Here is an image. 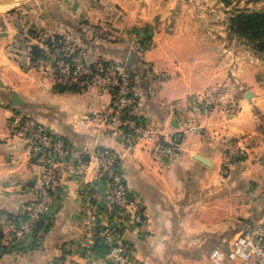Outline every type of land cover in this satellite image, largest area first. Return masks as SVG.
<instances>
[{
  "label": "crops",
  "instance_id": "obj_1",
  "mask_svg": "<svg viewBox=\"0 0 264 264\" xmlns=\"http://www.w3.org/2000/svg\"><path fill=\"white\" fill-rule=\"evenodd\" d=\"M222 8L228 10L220 0H29L15 13L0 10V210L22 213L36 196L38 168L11 131V116L21 110L79 149L120 153L128 187L146 216L143 226L127 234L136 264H211L214 248L228 249L242 231L260 225L264 56L230 31ZM22 32L26 42H18ZM54 38L95 64H126L132 44L149 41L142 54L134 51L130 64L137 115L162 139L181 135L175 155L156 157L143 144L127 149L115 136L96 131L86 119L111 100L98 72L88 89H61L54 75L30 62V46ZM12 92L24 106L11 104ZM198 103L209 113L198 111ZM193 117L202 131L183 133ZM234 145L246 155L224 181L220 168ZM59 197L54 217L44 218L49 227L0 264H111L108 249L85 237L79 181H64Z\"/></svg>",
  "mask_w": 264,
  "mask_h": 264
},
{
  "label": "built area",
  "instance_id": "obj_2",
  "mask_svg": "<svg viewBox=\"0 0 264 264\" xmlns=\"http://www.w3.org/2000/svg\"><path fill=\"white\" fill-rule=\"evenodd\" d=\"M50 44V47L48 43L42 46L46 55L34 66L54 75L60 86L90 88L94 80L92 63L74 50L57 47L55 39L50 40ZM149 44V41L139 39L132 48L140 55ZM95 67L111 100L108 106L86 120L99 133L115 136L127 149L143 144L156 157L167 159L174 156L181 147L182 137L178 134L162 139L137 115L140 102L131 69L116 61H102ZM200 109L209 113L206 105L199 104L198 111ZM183 127V133L193 134L200 133L203 128L195 117L186 121ZM11 131L27 145L38 175L36 196L22 213L0 210V261L6 255L3 254L5 251L24 247L27 240L38 232L37 224L43 218L54 217L59 208L63 182L77 179L83 200L81 217L86 239L92 246L106 247L111 264H136L135 250L127 234L143 226L146 216L143 205L128 187L120 153L104 147L79 149L63 135L50 131L21 110L11 116ZM245 155L246 151L239 145L227 148L220 168L224 181L233 165L242 161ZM107 214L112 216L104 221ZM209 260L211 264H264V221L242 231L228 249L214 248Z\"/></svg>",
  "mask_w": 264,
  "mask_h": 264
},
{
  "label": "trees",
  "instance_id": "obj_3",
  "mask_svg": "<svg viewBox=\"0 0 264 264\" xmlns=\"http://www.w3.org/2000/svg\"><path fill=\"white\" fill-rule=\"evenodd\" d=\"M249 1H260V0H249ZM221 2H223L225 5H228L230 3V0H221ZM9 13H15L14 10H12ZM229 25H230V31L232 33H234L238 38L245 40L248 44L252 45V49L264 56V10L262 11H253V12H249V11H240L238 12L236 15L230 17V21H229ZM20 31H22V29H20ZM29 35L32 37H36V31L34 30H30ZM58 38V37H57ZM54 38L55 39V44L57 47L60 48H64L63 47V42L60 41L59 39ZM27 38L24 36V33L22 32L18 42H26ZM144 41V40H143ZM46 43H48L49 47L52 45L50 44V39L46 40ZM46 55V52L44 51V49L42 47H40L39 45H31L30 46V62L32 65H35L36 62L41 59L44 58ZM125 64V63H124ZM96 64L92 63L90 65V68L92 69V72L95 73L96 72ZM129 69L130 66H128ZM131 71L133 72L134 75H136L135 71H133L131 69ZM60 86V85H59ZM58 86V87H59ZM61 89H70V90H77L80 91L82 90L81 88L78 87H63L60 86ZM5 211V210H3ZM44 218L37 224V231H39L40 229H47L49 227V224L47 225V227L44 225ZM1 237V235H0ZM10 252H12L11 250L5 251V254H9Z\"/></svg>",
  "mask_w": 264,
  "mask_h": 264
},
{
  "label": "rangeland",
  "instance_id": "obj_4",
  "mask_svg": "<svg viewBox=\"0 0 264 264\" xmlns=\"http://www.w3.org/2000/svg\"><path fill=\"white\" fill-rule=\"evenodd\" d=\"M28 1L29 0H22L20 3H18L17 6H15L13 8L14 12L18 11L19 9H21L22 5L28 3ZM221 3H223V2H221ZM223 5H224V7L228 8L227 11H225L224 8H222V9H223V12L226 15H228L229 21H230V17L236 15L240 11L253 12V11H262V10H264V0H260V1L230 0V3L228 5H225L224 3H223ZM229 27H230V25H229ZM238 39H240V38H238ZM248 45L250 46V48L252 47L251 44H248Z\"/></svg>",
  "mask_w": 264,
  "mask_h": 264
},
{
  "label": "water",
  "instance_id": "obj_5",
  "mask_svg": "<svg viewBox=\"0 0 264 264\" xmlns=\"http://www.w3.org/2000/svg\"><path fill=\"white\" fill-rule=\"evenodd\" d=\"M22 0H0V10H6V11H11L15 6H17L18 3H20ZM134 56V51L130 53L129 57L127 58L126 65L130 66L131 61ZM251 95V92H248L246 94V97L249 98ZM11 104L13 106H24V102L22 99L17 95L16 92H12L11 96ZM197 159L205 163L206 165H211L210 161L204 157L198 156Z\"/></svg>",
  "mask_w": 264,
  "mask_h": 264
}]
</instances>
